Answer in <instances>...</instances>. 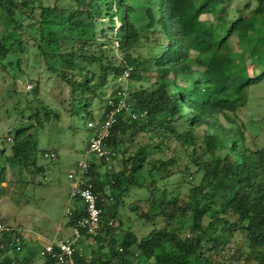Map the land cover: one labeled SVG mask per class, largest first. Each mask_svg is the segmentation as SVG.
Here are the masks:
<instances>
[{"label": "trees", "instance_id": "obj_1", "mask_svg": "<svg viewBox=\"0 0 264 264\" xmlns=\"http://www.w3.org/2000/svg\"><path fill=\"white\" fill-rule=\"evenodd\" d=\"M133 1L0 0L3 70L21 71L29 43L56 77L64 109L87 122L101 117L107 92L98 114L93 100L102 101L130 65L132 111H147L140 119L117 116L108 141L117 153L112 168L91 158L86 179L111 200L100 201V229L84 232L76 264H219L216 255L231 250L237 233L247 242L239 256L247 248V257L264 264V146L246 145L239 119L251 88L264 80V0H247L234 19L225 7L233 0ZM211 3L216 22L201 18ZM233 36L245 51L234 48ZM247 60L259 65L256 74ZM134 81L139 85L131 88ZM27 108L8 131L13 141L0 143V200L10 183L36 184L45 176L38 132L58 114L43 104L25 114ZM175 175L188 185L185 197L171 189ZM132 189L147 191L127 204L152 226L144 235L115 226ZM84 214L76 199L66 225ZM42 249L24 237L17 250L9 235L0 236V264H58Z\"/></svg>", "mask_w": 264, "mask_h": 264}, {"label": "rangeland", "instance_id": "obj_2", "mask_svg": "<svg viewBox=\"0 0 264 264\" xmlns=\"http://www.w3.org/2000/svg\"><path fill=\"white\" fill-rule=\"evenodd\" d=\"M246 2L247 0H233L229 6L226 5L229 19L236 18L239 9L243 8ZM46 3H53V0H46ZM216 5V3H211L209 12L203 14L201 18L207 22H216L212 9ZM3 30V23L0 19V33ZM28 34L31 33L28 31ZM236 41L237 37L233 36L234 48L245 51L246 47L237 44ZM25 45L21 56V71H16L11 66L3 70L0 66V143L5 141V137L7 139L11 135L8 131L20 119L19 109L30 107L26 109L25 114H27L43 104L47 110L56 112L58 118L46 123L44 128L38 132L39 162L46 165L45 176H39L36 184L10 183L9 192L4 193L0 200V221L6 223L9 220L14 226H23L33 232V236L39 232L50 238L61 237L62 233L58 230V226L61 224L65 226L67 219L65 207L70 200L71 182L68 175L76 169V162L86 155L92 131L87 128L84 116L70 114L64 109L60 98V85L56 77L46 70L44 62L38 59L34 48L29 43ZM140 50L143 52L145 48H140ZM247 63L249 64V60ZM248 68L251 74H256L259 65L249 64ZM29 84L31 88L28 87ZM138 85L136 81L131 82V88ZM143 85L148 86L149 82H144ZM36 88L38 93L34 94L33 90ZM105 92L102 101L99 98L93 100L92 109L96 114L104 105ZM239 119L245 125L246 145L251 149L264 146V80L251 88L248 103L239 110ZM9 147L10 145H7L8 151ZM53 148L57 150V160H51L41 154L43 150ZM133 149L132 146L131 150ZM46 152L54 151L47 150ZM8 177L10 180H16L10 169ZM182 178L181 175L173 176L171 189L185 197L188 185L183 183ZM6 184V182L3 183V185ZM145 196H147L145 189L131 190L125 199V205L120 206L121 215L115 221L116 227L122 226L125 230L131 228L139 235L150 231L152 226L138 220L127 205ZM246 243L243 234L237 233L230 244L231 250L217 254L216 261L219 264H257L256 261L247 257L249 252L247 248L240 256L236 252L239 247L247 246Z\"/></svg>", "mask_w": 264, "mask_h": 264}, {"label": "built area", "instance_id": "obj_3", "mask_svg": "<svg viewBox=\"0 0 264 264\" xmlns=\"http://www.w3.org/2000/svg\"><path fill=\"white\" fill-rule=\"evenodd\" d=\"M131 71L132 66L128 65L117 75L113 83L107 88L106 105L102 110L101 117L87 121V128L93 134L86 155L76 162L75 171L69 172L70 200L65 207V216L68 217L72 215L73 202L79 199L85 208V214L70 227V235L50 238L42 246L41 254L52 256L58 264H76L75 254L84 232L94 234L100 229L101 216L104 211L100 201L108 203L111 200V198H100L93 183L86 179L91 169L92 156L104 160L106 167L112 168L117 153L111 148L108 141L112 134V126L117 121V116L122 112H128L132 114L134 119H140L147 114V111L140 113L132 111V101L128 90ZM28 87L31 88V84ZM7 139L10 142L13 141L11 136H8ZM45 157L57 160V154L54 152H46ZM109 224H113L112 219ZM27 231L23 226H14L0 221V236L9 235L17 250L21 249L22 240L26 237Z\"/></svg>", "mask_w": 264, "mask_h": 264}, {"label": "crops", "instance_id": "obj_4", "mask_svg": "<svg viewBox=\"0 0 264 264\" xmlns=\"http://www.w3.org/2000/svg\"><path fill=\"white\" fill-rule=\"evenodd\" d=\"M70 229L71 228L66 225V222H65V226L63 224L58 226V230L61 231V233H62L61 237H66V236L70 235ZM25 238H26V241L28 242L29 245L40 246V247L43 246V244L46 240L50 239V237H47L46 235L39 233V232L33 236V232H31L29 230L27 231ZM57 238H59V237L57 236ZM79 246H82L81 243H79Z\"/></svg>", "mask_w": 264, "mask_h": 264}]
</instances>
